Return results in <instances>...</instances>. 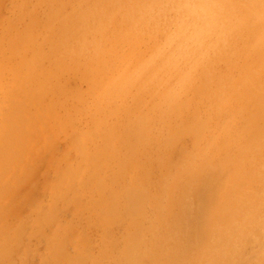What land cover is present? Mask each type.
<instances>
[{
  "label": "rangeland",
  "instance_id": "obj_1",
  "mask_svg": "<svg viewBox=\"0 0 264 264\" xmlns=\"http://www.w3.org/2000/svg\"><path fill=\"white\" fill-rule=\"evenodd\" d=\"M151 1L0 0V55L27 51L47 81L56 82L38 105L25 101L34 136L11 172L20 179L9 183L0 242L17 228L21 234L10 260L0 264H264V118L256 106L264 98V0ZM245 8L253 21L241 23ZM3 110L0 131L9 112ZM99 131L109 141L102 154L106 140ZM48 145L60 161L64 153L75 157L61 166L79 161L75 174L93 179L83 178V188L67 196L70 203L56 200L52 223L35 228L40 216L16 198L32 187L42 204L55 201L42 182L53 174ZM92 152L99 153L97 163ZM99 158H106L102 165ZM122 187L140 192L133 211Z\"/></svg>",
  "mask_w": 264,
  "mask_h": 264
},
{
  "label": "bare ground",
  "instance_id": "obj_2",
  "mask_svg": "<svg viewBox=\"0 0 264 264\" xmlns=\"http://www.w3.org/2000/svg\"><path fill=\"white\" fill-rule=\"evenodd\" d=\"M43 1V0H42ZM151 1V0H150ZM156 1V0H155ZM158 1V0H157ZM54 2H55V0H54ZM133 2V1H132ZM152 2V1H151ZM171 2V1H170ZM254 2V1H253ZM182 2H179V4H181ZM40 4V3H39ZM137 4V3H136ZM151 4V3H150ZM16 5V4H15ZM26 6V5H25ZM179 6V5H178ZM181 6V5H180ZM250 6V5H249ZM78 7V6H77ZM19 8H20V6H19ZM149 8V7H148ZM249 8V7H248ZM246 9V8H245ZM10 10V9H9ZM29 10V9H28ZM63 10V9H62ZM61 10V11H62ZM231 10H232V6H231ZM43 11V10H42ZM53 11V10H52ZM161 11V10H160ZM18 12V11H17ZM32 12H34V11H32ZM44 12V11H43ZM46 12V11H45ZM237 12V11H236ZM37 13V12H36ZM234 13V12H233ZM42 14H44V13H42ZM18 15V14H17ZM25 15V14H24ZM30 15V14H29ZM33 15H34V13H33ZM38 15V14H37ZM58 15V14H57ZM57 15H55V16H57ZM254 15H256L255 13H254ZM253 15V16H254ZM54 16V18H56ZM129 16V15H128ZM227 17L229 16L228 14L226 15ZM252 16V17H253ZM16 17V16H15ZM23 17V16H22ZM42 17V16H41ZM59 17V16H58ZM134 17V16H133ZM28 18V17H27ZM52 18V17H51ZM138 18V17H137ZM254 18H256V16H254ZM49 19V18H48ZM243 19L244 20H241L242 22L241 23H245V21H246V19H249V20H251L250 19V15H249V11L246 9V11H244V14H243ZM22 20V19H21ZM24 20V19H23ZM129 20H130V18H129ZM248 21V20H247ZM251 21H253V20H251ZM250 21V22H251ZM25 22V21H24ZM135 22V21H134ZM224 22V21H223ZM249 22V21H248ZM16 23V22H15ZM225 23H226V21H225ZM228 23V22H227ZM257 23V22H256ZM54 24V23H53ZM133 24V23H132ZM135 24V23H134ZM255 24V23H254ZM35 25V24H34ZM230 25V24H229ZM258 25V24H257ZM19 26V25H18ZM36 26V25H35ZM226 26H228V25H226ZM245 26H248V24L247 25H245ZM253 27H254V25H253ZM251 28V29H254V28ZM259 28V27H258ZM6 29V28H5ZM229 30H231V26H230V28H229ZM237 31V28L236 29H234V31ZM257 30H259V29H257ZM234 31H231V32H234ZM254 30H252V31H250V32H253ZM230 32V31H229ZM230 32V33H231ZM21 33V32H20ZM20 33L18 34V37H15V38H19L20 37ZM229 33V34H230ZM254 33L256 34V32L254 31ZM22 34V33H21ZM25 34H27V33H25L24 32V35ZM217 34V33H216ZM259 35H261L260 33H258ZM257 34V35H258ZM15 35V34H14ZM17 36V35H16ZM22 36V35H21ZM31 36V35H30ZM224 36V35H223ZM226 36V35H225ZM263 36V35H262ZM257 37V36H256ZM261 38V37H260ZM25 39H26V37H25ZM24 40V39H23ZM219 40V39H218ZM17 41V40H16ZM15 41V42H16ZM228 41V40H227ZM223 42H226L225 40L223 41ZM222 42V43H223ZM17 43V42H16ZM227 43V42H226ZM237 43V42H236ZM260 42L258 41V44H259ZM220 44H221V41H220ZM248 45H249V43H247ZM251 44V43H250ZM23 45H24V42H23ZM22 45V46H23ZM28 45V44H27ZM26 45V46H27ZM218 45V44H217ZM223 44H221V46H222ZM26 46H24L25 48H26ZM220 46V45H219ZM220 46V47H221ZM224 46V45H223ZM223 46L221 47V49L223 48ZM233 46V45H232ZM28 47V46H27ZM225 47V46H224ZM260 47H262V46H260ZM27 49V48H26ZM220 49V50H221ZM232 49V48H231ZM233 50V49H232ZM238 50V49H237ZM261 50V49H260ZM1 51V50H0ZM3 51H4V49H3ZM14 51H15V49H14ZM24 51V50H23ZM16 54L14 53V54H11V55H6V54H2V55H0V94L2 93V97H0V111L2 110V109H7V110H9V112L8 113H6V114H3V120H2V122H1V124H2V126H3V129H2V131H0V222H1V220L3 219V217L5 216V214L7 213V210H8V204H7V195L11 192L10 190H11V188H12V186H10V184L9 183H11L12 185L15 183V182H17L20 178H18V177H16V176H14V174H11V172H12V170L20 163V161H21V159H23V155L25 156V152H26V148L27 147H25V144H26V142L29 140V139H32L33 138V136H32V134L34 133L32 130H31V127H32V123H31V118L32 117H34L33 115L31 116V113L30 112H33L32 110L31 111H29V108H30V104H28L27 105V103H28V101H31V103H33V102H36L37 101V105H38V103H41L42 101H43V99H44V96L46 97L47 95H46V93L48 92L49 94H50V92L52 91V90H54V89H56V88H54L53 86L54 85H56L55 83H54V85H51V83L49 82V81H47L49 78H47L48 77V75H47V73H43L44 71L41 69V66H40V64L38 63V62H33V61H29L28 59H27V56H25L24 54H26L27 53V51H26V53H24V54H17V48H16ZM225 53H227V54H224V55H227V56H229V54H231V50H226V51H224ZM223 52V53H224ZM263 52V51H262ZM1 53V52H0ZM223 53H221V54H223ZM22 55H23V57H22ZM28 55V54H27ZM262 56L264 55V54H261ZM18 56H20L21 57V60L23 61L22 63L21 62H14L15 64H12L11 62H12V60H15V59H17V57ZM218 56V55H217ZM207 58V57H206ZM222 58H223V56H222ZM227 59H229V58H227ZM152 60V59H151ZM212 64V63H211ZM23 65H25L24 67H23V70H21V68L20 67H22ZM194 66V65H193ZM245 66V65H244ZM205 67V66H204ZM143 68V67H142ZM218 68V67H217ZM215 69V68H214ZM207 71V70H206ZM24 72V73H23ZM42 72V73H41ZM224 72V71H223ZM207 72H205L204 74H203V76L206 74ZM211 73V72H210ZM208 74H209V72H208ZM208 74H206V75H208ZM206 75H205V77H206ZM5 76L6 77H8L9 76V81H8V83H6L5 82ZM41 76H42V78H41ZM209 77V76H208ZM211 79V78H210ZM60 81V80H59ZM205 81V80H204ZM207 81V80H206ZM205 81V82H206ZM207 83V82H206ZM53 84V83H52ZM191 84V83H190ZM59 85V84H58ZM134 85V84H133ZM136 85V84H135ZM28 86H30V87H28ZM197 86V85H196ZM53 87V88H52ZM65 87V86H64ZM198 87V86H197ZM207 87V86H206ZM206 87H204L205 89H206ZM215 88V87H214ZM217 88V87H216ZM131 89H135V88H131ZM136 89H138V88H136ZM196 89V88H195ZM207 89H209L210 90V88L208 87ZM206 89V90H207ZM59 90V89H58ZM63 90V89H62ZM206 90H205V92H206ZM64 91V90H63ZM139 91H140V89H139ZM138 91V92H139ZM202 91V90H201ZM55 91H53V93H54ZM60 92V91H59ZM58 92V93H59ZM204 92V93H205ZM36 93V94H35ZM64 93V92H63ZM202 93V92H201ZM207 94V93H206ZM52 95V94H51ZM55 95H57L56 93H55ZM58 95H61V94H58ZM261 95V94H260ZM62 96V95H61ZM206 96V95H205ZM139 97V96H138ZM201 97V96H200ZM203 97V96H202ZM26 99H27V103H25V101H26ZM35 99H37L36 101H35ZM38 99H42V100H38ZM262 100H259V101H257V103H256V106H257V109H258V111H259V115H260V117H261V119H263L264 118V98H261ZM54 100V99H53ZM59 101V100H58ZM54 102V101H53ZM118 102V101H117ZM193 102V101H192ZM55 103V102H54ZM54 103H53V105H54ZM100 104V103H99ZM32 105V104H31ZM184 105V104H183ZM191 106V105H190ZM52 107H54V106H52ZM127 107L128 106H126V109H127ZM131 107V106H130ZM184 107V106H183ZM51 108V107H50ZM252 108V107H251ZM126 109H125V112H126ZM3 110V111H4ZM34 110V109H33ZM52 110V109H51ZM130 111V110H129ZM54 112V111H53ZM103 112V111H102ZM127 113V112H126ZM169 113V112H168ZM53 114V113H52ZM96 113L94 112V115H95ZM161 114V113H160ZM196 114H198V113H196ZM257 114V113H256ZM93 114H92V116H94ZM102 115V114H101ZM129 115V114H128ZM172 115V114H171ZM201 115V114H200ZM2 116V115H1ZM153 116V115H152ZM193 116V115H192ZM257 116V115H256ZM105 117V116H104ZM130 117V116H129ZM144 117V116H143ZM149 117V116H148ZM93 118H96V117H92V120H93ZM138 118V117H137ZM204 118V117H203ZM61 119V118H60ZM97 119V118H96ZM98 119H100V118H98ZM133 119V118H132ZM146 119H148L147 117H146ZM254 119V118H253ZM259 119V118H258ZM91 120V121H92ZM105 119L103 118L102 119V121H104ZM124 120V119H123ZM137 120V119H136ZM136 120H134L135 121V123H136ZM91 121H89V122H91ZM95 121V119L92 121L94 124L96 123V121ZM133 121V122H134ZM144 121H145V119H144ZM91 122V123H92ZM187 122V121H186ZM262 122H264V120H262ZM98 123L99 122H97L95 125H94V128H95V126L97 127L98 126ZM125 123V122H124ZM134 123V124H135ZM141 123V122H140ZM185 123V122H184ZM196 123V122H195ZM121 124V123H120ZM134 124H132V126L134 125ZM147 124V123H146ZM258 124V123H257ZM34 125V124H33ZM105 126H107V124L105 123L104 124ZM126 125V124H125ZM129 124H127V126H128ZM144 124H142L141 126H143ZM148 125V124H147ZM146 125V126H147ZM191 125V124H190ZM264 125V124H263ZM37 126V125H36ZM91 126V125H90ZM89 126V128H93V127H90ZM102 127V125L101 124H99V127ZM104 126V127H105ZM115 126V125H114ZM121 126V125H120ZM127 126H125L126 128H127ZM136 126V125H135ZM135 126H133V128L135 127ZM138 127H139V125H137ZM137 126L135 127L136 128V130H138L137 129ZM186 126V125H185ZM111 128H112V126H110ZM192 127V126H191ZM33 128V127H32ZM116 128V127H115ZM124 128V127H123ZM125 128V129H126ZM134 128V129H135ZM182 128V127H181ZM190 128V127H189ZM261 128V127H260ZM262 128H263V126H262ZM97 128H95L94 130H96ZM122 129V128H121ZM127 129H129V128H127ZM126 129V130H127ZM140 129V128H139ZM152 129V128H151ZM93 130V131H94ZM103 130V129H102ZM102 130H100V131H102ZM116 130H118V129H116ZM116 130H114V133H115V131ZM145 130V129H144ZM179 130V129H178ZM192 130V129H191ZM259 130V129H258ZM36 131H38V129L36 130ZM89 131V130H88ZM92 131V132H93ZM100 131H99V133H100ZM104 131V130H103ZM102 131V132H103ZM109 131H111V134H112V130L110 129ZM109 131H108V134H106V135H109L110 133H109ZM119 131H120V129H119ZM122 131H124V130H122ZM171 131V130H170ZM193 131V130H192ZM192 131H191V133H192ZM82 133H83V130L81 131ZM102 132L100 133L101 135H102ZM121 132V131H120ZM127 132V131H126ZM135 132V131H134ZM176 132V131H175ZM257 132V131H256ZM256 132H254V133H256ZM264 133V131H263V129L261 130V133ZM85 133H87V132H85ZM84 133V134H85ZM99 133L97 134L98 136H99ZM106 133V132H105ZM123 133V132H122ZM122 133H120V135L122 136ZM140 133V132H139ZM138 133V134H139ZM260 133V134H261ZM117 134V133H116ZM128 134V133H127ZM172 134V133H171ZM259 134V132H257V135ZM259 134V135H260ZM42 135V134H41ZM80 135H82L81 133H80ZM87 135V134H86ZM100 135V136H101ZM125 135V134H124ZM124 135L122 136V137H124ZM134 135V134H133ZM263 135V134H262ZM38 136H39V131H38ZM37 136V137H38ZM85 136V135H84ZM91 137H92V135H90ZM93 136H96V134L94 135L93 134ZM104 136V134L102 135V137ZM111 136V135H110ZM132 136V135H131ZM135 136H136V134H135ZM144 136V135H143ZM168 136V135H167ZM174 136H175V134H174ZM177 136V135H176ZM175 136V137H176ZM256 136V135H255ZM261 136V135H260ZM264 136V135H263ZM32 137V138H31ZM40 137V136H39ZM38 137V138H39ZM42 137V136H41ZM49 137V136H48ZM81 137V136H80ZM91 137L89 138V139H91ZM105 137V140L108 138L107 136H104ZM107 137V138H106ZM118 137V136H117ZM149 137V136H148ZM175 137H174V139H175ZM259 137V136H258ZM82 138H84V137H82ZM94 138H96V137H94ZM111 138V137H110ZM120 138V137H119ZM127 135H126V138H125V142H127L128 143V141L129 140H127ZM137 138V137H136ZM264 138V137H263ZM48 139H50V138H48ZM47 138H46V140H48ZM54 139V138H53ZM103 139V138H102ZM112 139H114L113 138V134H112V138H111V140H109V141H112V143H113V141L114 140H112ZM135 139V138H134ZM141 139V138H140ZM174 139H172V140H174ZM42 140V139H41ZM79 140H80V138H79ZM82 140V139H81ZM104 140V139H103ZM104 140V141H105ZM148 140V139H147ZM146 140V141H147ZM162 140V139H161ZM168 140H169V138H168ZM40 141V140H39ZM109 141H105V145H104V147H102L101 149H99L100 150V152L99 153H104V151L107 149L106 148V142L108 143ZM132 141V140H131ZM134 141V140H133ZM136 141V140H135ZM166 141H167V139H166ZM191 141V140H190ZM61 142V141H60ZM75 142V141H74ZM81 142V141H80ZM83 142V141H82ZM140 142V141H139ZM39 143V142H38ZM53 143V141H51V143L50 144H52ZM79 143V142H78ZM104 143V142H103ZM102 143V144H103ZM118 143V142H117ZM116 143V144H117ZM121 143H124V142H121ZM120 143V144H121ZM131 143V142H130ZM134 143V142H133ZM137 143V142H136ZM143 143V146L142 145H140V146H142V149L144 148V142H142ZM146 143V142H145ZM158 143V142H157ZM174 143V142H173ZM30 144V143H29ZM40 144V143H39ZM46 144H48V143H46ZM49 144V145H50ZM75 144V143H74ZM84 144V142L82 143V145ZM85 144H87V142L85 143ZM91 144H92V142H91ZM101 144V145H102ZM119 144V143H118ZM138 144V143H137ZM163 144V143H162ZM166 144V143H165ZM165 144H164V146H165ZM169 144V143H168ZM38 145V144H37ZM48 145V147H50L49 148V150L48 151H51V153H50V157H48V159H47V162H48V166L50 167V169L52 170V173L53 174H51L50 176L48 175V174H46V175H44L43 176V180H42V182H43V186H44V189H48V190H51V192L56 196L55 197V201H53L52 199V201H53V203H51V204H48V205H44V204H42L41 202H40V200L38 199V195H37V192L32 188V187H27L26 189H25V191L24 192H22V194L18 197L17 196V198H16V200H25V202L27 203V204H29V205H31L35 210H36V212H37V215L36 216H40V218H41V221L38 219L37 220V218L38 217H36V224H35V228L36 227H38V226H40L41 225V223H44L43 221H45V220H50L49 222H51V220L53 219V217H54V215H55V211H57V201L56 200H58L59 198L60 199H62V202H66V203H70V201L68 200V195L70 194V192H73V191H75V193H77L78 191H80L81 190V188H83V184H84V180H83V178H82V173L83 172H81V174H79L78 172H77V174H75V172L74 171H76V170H74V167L77 165V164H80V166H81V164L82 163H79V161H78V163H76L74 166L72 165V162L71 163H67V164H65L64 166L62 165H60L61 164V161H62V159H69V158H71L72 159V155H71V153H64V155H63V157H62V159H61V161H60V159L58 158V155L55 153V151H54V149H53V145L52 146H49ZM128 145V144H127ZM130 145V144H129ZM263 145V144H262ZM35 147H36V145H34ZM57 146H58V144H57ZM98 146H100V144H98ZM119 146H121V148H122V145H119ZM124 146V145H123ZM195 146V145H194ZM259 146H261V145H259ZM68 147V146H67ZM91 147V146H90ZM109 147L111 148V145H109ZM117 147V146H116ZM127 147V146H126ZM125 147V148H126ZM139 147V146H138ZM162 147H163V145H162ZM170 147V146H169ZM47 148V147H46ZM77 148V147H76ZM79 148V147H78ZM92 148V147H91ZM96 148V147H95ZM99 148V147H98ZM109 148V149H110ZM121 148L120 147H117V148H115L116 149V151H118L117 149H120L121 150ZM148 148V147H147ZM188 148V147H187ZM33 149H35V148H33L32 147V150ZM42 149V148H41ZM48 149V148H47ZM46 149V150H47ZM109 149H108V151H109ZM142 149H140V150H142ZM146 149V148H145ZM45 150V151H46ZM98 150V151H99ZM119 150V151H120ZM127 150V149H126ZM125 150V151H126ZM43 151L44 150H42L41 152L43 153ZM119 151H118V153H119ZM122 151V150H121ZM143 151V150H142ZM153 151V150H152ZM170 151V150H169ZM30 152H33V151H30ZM47 152V151H46ZM113 152H115V151H113ZM113 152H111L110 154H112ZM147 152V151H146ZM145 152V153H146ZM41 153V154H42ZM86 153V152H85ZM93 153V152H92ZM95 153V152H94ZM94 153H93V156L91 157V159L94 161L95 160V162H96V159H97V157H99V153L98 152H96L95 153V155H94ZM153 153H154V151H153ZM248 153V152H247ZM31 154V153H30ZM41 154H38V155H40V157L43 155H41ZM128 154H130L129 156H131L132 154L131 153H127V156H128ZM79 155V154H78ZM105 155L106 154H104V156L103 157H105ZM113 156H115L116 155V153H114V154H112ZM124 155H125V153H124ZM143 155H146V154H143ZM44 156V155H43ZM102 156V155H101ZM107 157H108V155H106ZM120 156H122V155H120ZM129 156L127 157V158H129ZM156 156V155H155ZM30 157V156H29ZM81 157H82V155H81ZM90 157H87L88 159L90 158ZM106 157V158H107ZM146 157V156H145ZM32 158V157H31ZM34 158V157H33ZM36 158H38V157H36ZM75 158V157H74ZM73 158V159H74ZM95 158V159H94ZM106 158H102V160H101V163H99V164H101L102 165V163H103V161H104V159H106ZM113 158V157H112ZM149 158V157H148ZM152 158V157H151ZM73 159H72V161H73ZM91 159H89V160H91ZM113 159H115V158H113ZM113 159H110V160H113ZM38 160V159H37ZM88 160V161H89ZM59 161H60V163H59ZM81 161V160H80ZM87 161V160H86ZM87 161V162H88ZM115 161V160H114ZM117 161H118V159H117ZM116 161V162H117ZM262 161V160H261ZM34 162V161H33ZM46 162V163H47ZM65 162V161H64ZM92 162V161H91ZM119 162H121V161H118L117 162V164H116V169L119 171V167L117 168V165H118V163ZM97 163V162H96ZM109 163V162H108ZM113 163V164H114ZM27 164V163H26ZM87 164V163H86ZM113 164H111V165H107L109 168H113ZM136 164V163H135ZM166 164V163H165ZM140 165V164H139ZM143 165V164H142ZM152 165V164H151ZM257 165V164H256ZM79 166V165H78ZM78 166H77V168H78ZM85 166V165H84ZM83 166V167H84ZM86 166H89V165H86ZM91 166V165H90ZM97 167L99 166L100 167V165H96ZM106 166V167H107ZM119 166H120V164H119ZM160 166V165H159ZM162 166V165H161ZM30 167V166H29ZM32 167V166H31ZM34 167V166H33ZM97 167H95L96 169V171H97ZM105 167V168H106ZM121 167V166H120ZM144 167V166H143ZM76 168V169H77ZM91 168V167H90ZM104 168V169H105ZM147 168V167H146ZM261 168V167H260ZM18 169V168H17ZM84 169V168H83ZM83 169H81V168H79V171L81 170H83ZM89 169V168H88ZM116 169H114V170H116ZM33 170V169H32ZM35 170V169H34ZM86 171H87V169H85ZM113 170V169H112ZM28 171V170H27ZM50 171V170H49ZM105 171V170H104ZM124 171V170H123ZM263 171V170H262ZM16 172V171H15ZM30 172V171H29ZM88 172H90V171H88ZM113 172V171H112ZM28 173V172H27ZM31 173V172H30ZM44 173V172H43ZM94 173V172H93ZM99 173H100V171H99ZM115 173V171L113 172V174ZM101 174V173H100ZM103 174H105L104 172H103ZM10 175H13V176H11V178L12 179H10ZM29 175V174H28ZM89 174H87V176H88ZM94 175V174H93ZM122 175V174H121ZM137 175V174H136ZM155 175V174H154ZM23 176V175H22ZM83 176H85V175H83ZM87 176L85 177V178H87ZM102 176V175H101ZM106 176V175H105ZM112 176V175H111ZM114 176H116V174L114 175ZM20 177V176H19ZM89 177V179L88 180H91V179H93V178H91L90 176H88ZM121 177V176H120ZM33 178V177H32ZM84 178V179H85ZM95 178V177H94ZM113 178V177H112ZM136 178V177H135ZM247 178V177H246ZM125 179V178H124ZM139 179V178H138ZM94 180H96V179H94ZM103 180H104V178H103ZM115 180H116V178H115ZM87 181V180H86ZM111 181H113V180H111ZM117 181V180H116ZM125 181V180H124ZM21 182H22V179H21ZM106 182V181H105ZM110 182V181H109ZM134 182H135V180H134ZM261 182V181H260ZM18 183V182H17ZM54 183H59V184H61L60 186H58L57 188H55L54 187ZM87 183H88V181H87ZM91 183H92V180H91ZM115 183H118V182H115ZM89 184V183H88ZM87 184V186L89 187V185ZM110 184V183H109ZM112 184V183H111ZM111 184H110V186H111ZM123 184H124V182H123ZM127 184V183H126ZM107 185V184H106ZM113 185V184H112ZM117 185V184H116ZM118 185H120V184H118ZM133 185V184H132ZM42 186V187H43ZM95 186V185H94ZM107 186H109V185H107ZM124 186V185H123ZM137 186H138V184H137ZM119 187L120 186H118V189H119ZM124 187H127V185L126 186H124ZM124 187H122V190H125V189H123ZM129 187V186H128ZM141 187V186H140ZM107 188V187H106ZM115 189H116V186L114 187ZM160 188V187H159ZM96 189V188H95ZM13 190V189H12ZM117 190V189H116ZM120 190H121V188L118 190V194H119V192H120ZM108 191V193L107 194H109V190H107ZM111 191V190H110ZM127 191V192H126ZM154 191V190H153ZM126 193V194H123V193ZM74 193V192H73ZM75 193H74V195H75ZM123 193H122V196L124 195V197H122V199L124 198V204H126L125 203V196H126V198H127V200H128V202L129 203H131V205H130V207L132 208V210L131 211H133V205H132V201H134V200H136L137 198L139 199V196L141 197V195H140V192H132L131 191V189L130 190H125V191H123ZM12 194V193H11ZM52 194V195H53ZM111 194V193H110ZM118 194H114V195H118ZM16 195V194H15ZM52 195H50V197L52 196ZM71 195V194H70ZM143 195V194H142ZM105 196H106V193H105ZM104 196V197H105ZM37 197V198H36ZM70 197V196H69ZM101 197V196H100ZM107 197H109V196H107ZM106 197V198H107ZM118 197V196H117ZM105 198V199H106ZM111 198V197H110ZM254 198V197H253ZM59 199V200H60ZM74 199V198H73ZM117 199V198H116ZM119 199V198H118ZM117 199V200H118ZM11 200H12V198H11ZM72 201V200H71ZM106 201H107V199H106ZM105 201V202H106ZM119 201V200H118ZM48 202V201H47ZM74 201H72V203H73ZM108 202H109V198H108ZM100 203V202H99ZM121 203V202H120ZM128 203V204H129ZM118 204V203H117ZM116 204V205H117ZM122 204V203H121ZM121 204H119V206L121 205ZM78 205V204H77ZM83 205H84V203H83ZM99 205V204H98ZM109 205V204H108ZM12 206V205H11ZM10 206V207H11ZM61 206H62V203H61ZM105 206H107V204H105ZM105 206H104V208H105ZM81 207H83V206H81ZM103 207V206H102ZM122 207H124L123 208V210H126V208H127V206L126 205H124V206H122ZM122 207H120V208H122ZM126 207V208H125ZM136 207V206H135ZM138 207V206H137ZM99 208H101V206H99ZM103 208V209H104ZM62 209V208H61ZM102 209V208H101ZM101 209H100V211H101ZM104 210H106L107 212L108 211H112L113 210V206H111V207H109V206H107ZM121 210V209H120ZM119 210V211H120ZM122 210V211H123ZM35 212V211H34ZM125 212V211H124ZM124 212H123V214H124ZM127 212V211H126ZM101 213H102V211H101ZM80 214V213H79ZM122 214V213H121ZM127 214V213H126ZM113 215V214H112ZM125 215V214H124ZM124 215H123V217H124ZM128 216V215H127ZM127 216L125 217V218H127ZM121 217V216H120ZM73 218H74V216H73ZM142 218V217H141ZM145 218H146V216H145ZM109 219V218H108ZM107 219V220H108ZM110 220V219H109ZM75 221V220H74ZM129 221V220H128ZM127 221V222H128ZM131 221V220H130ZM129 221V222H130ZM48 222V223H49ZM35 223V222H34ZM52 223V222H51ZM9 224V223H8ZM146 226V225H145ZM20 228H17V230H14L13 231V235H10V233L8 234H6L3 238H4V240L3 241H1L0 242V260H2L3 258L4 259H8V260H10V257H12V254H13V250H14V247H15V244H16V242L18 241V237H16V234L18 233L19 235L21 234V231L19 230ZM37 230L39 231V228H37ZM149 230V229H148ZM153 230V229H152ZM5 232V229L4 228H1L0 227V233L1 234H3ZM12 234V233H11ZM17 234V235H18ZM25 234V233H24ZM7 236H10V237H7ZM1 239V238H0ZM19 239H20V236H19ZM62 240V239H61ZM65 240V239H64ZM49 242V241H48ZM64 242H66V240L64 241ZM59 243V242H58ZM128 243V242H127ZM62 244H63V242H62ZM66 244V243H65ZM126 244V243H125ZM122 245V244H121ZM130 245V244H129ZM63 246V245H62ZM62 246H60L59 245V248L60 247H62ZM119 247V246H118ZM57 248H58V246H57ZM132 248V247H131ZM144 248V247H143ZM54 249H56V248H54ZM87 250V249H86ZM126 250V249H125ZM28 251V250H27ZM54 252V251H53ZM119 252V251H118ZM58 253H60V251L58 252ZM145 253V252H144ZM177 253V252H176ZM52 254V253H51ZM53 255V254H52ZM51 255V256H52ZM61 255V254H60ZM125 256H126V252H125ZM124 255H123V258L125 257ZM135 256V255H134ZM133 256V257H134ZM55 257V256H54ZM122 257V256H121ZM81 258V257H80ZM53 259V258H52ZM55 259H56V257H55ZM66 259V258H65ZM15 260V259H14ZM57 260V259H56ZM120 260V259H119ZM175 260V259H174ZM4 261V260H3ZM68 262V261H67ZM126 262V261H125ZM130 262V261H129ZM121 264H122V262H121Z\"/></svg>",
  "mask_w": 264,
  "mask_h": 264
}]
</instances>
